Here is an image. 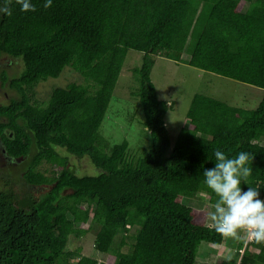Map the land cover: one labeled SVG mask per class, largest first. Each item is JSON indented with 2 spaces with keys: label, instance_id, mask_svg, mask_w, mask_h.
<instances>
[{
  "label": "trees",
  "instance_id": "trees-1",
  "mask_svg": "<svg viewBox=\"0 0 264 264\" xmlns=\"http://www.w3.org/2000/svg\"><path fill=\"white\" fill-rule=\"evenodd\" d=\"M31 3L21 12L7 0L11 14H0V61L23 63L17 76L0 74L17 93L0 104V148L13 162L0 171V264H198L202 242L223 241L206 227L208 209L185 203L216 199L203 185L214 149L249 153V185L241 187H258L264 199V94L254 109L194 94L188 125L171 142L170 106L150 73L160 55L264 89V0ZM132 49L142 61L131 68L139 82L131 94L150 137L138 156L126 140L110 146L99 129ZM66 67L82 81L35 99L34 88ZM69 156L89 158L94 172L75 173ZM40 186L48 190L35 196L30 188ZM93 227L94 247L110 262L67 248ZM236 253L212 264H264V243Z\"/></svg>",
  "mask_w": 264,
  "mask_h": 264
},
{
  "label": "rangeland",
  "instance_id": "rangeland-1",
  "mask_svg": "<svg viewBox=\"0 0 264 264\" xmlns=\"http://www.w3.org/2000/svg\"><path fill=\"white\" fill-rule=\"evenodd\" d=\"M185 54L187 55V53H183L184 58L186 57ZM154 60L150 77L156 88L158 98L166 101L170 106L165 115V125L171 142L175 140L180 128L188 125L186 113L194 94L199 93L217 97L231 105L246 109L256 108L264 94V89L260 87L204 71L185 62H176L160 55H156ZM141 61L142 52L133 49L128 51L105 117L99 128L100 133L108 140L110 146L126 140L128 142V152L133 156L140 155L150 142L149 132L142 123L144 114L139 99L136 95L131 94L139 86L138 79L132 74L131 68L133 65L139 66ZM22 67L23 63L21 61L4 57L0 61V74L4 71L7 77L11 78L17 76ZM74 81L81 82L82 80L75 71L66 67L58 78L41 81L34 88L35 99L42 102L48 98L54 87H64ZM11 97H17L16 91L11 89L8 83L2 84L0 81V104L8 103ZM57 150L61 154L65 153L64 149L57 148ZM12 165L11 160L0 154L1 172H5ZM68 165L79 175L92 174L95 169L87 157L69 156ZM51 168L46 163H42L40 166L41 170L47 169L46 171H50ZM30 190L35 196H38L46 192L48 187H31ZM197 196V200L185 201V203L190 202L195 207L197 205L200 208L204 207L210 212L211 205L207 199L203 195ZM96 231L97 228L93 227L79 239L70 237L67 248L71 250L79 248L81 254L94 256L99 261H104L106 258V261L110 262L105 255L103 256L102 253L96 251L94 247ZM243 243L242 233H240L239 239L223 237V241L218 247L213 245V247H209V243L202 242L197 253L198 264H212L220 256H234L236 252H239L238 248ZM77 259L73 258L71 261Z\"/></svg>",
  "mask_w": 264,
  "mask_h": 264
},
{
  "label": "clouds",
  "instance_id": "clouds-1",
  "mask_svg": "<svg viewBox=\"0 0 264 264\" xmlns=\"http://www.w3.org/2000/svg\"><path fill=\"white\" fill-rule=\"evenodd\" d=\"M15 3L21 12L33 10L31 0H15ZM51 3L52 0H44L43 6ZM0 14H11L7 0H0ZM212 156L213 166L203 169V185L216 197L210 206L206 227L224 238L239 239L240 233H245L248 240L264 243V199L258 187H241L242 182L248 184L249 153L239 151L230 156L214 149Z\"/></svg>",
  "mask_w": 264,
  "mask_h": 264
},
{
  "label": "built area",
  "instance_id": "built-area-1",
  "mask_svg": "<svg viewBox=\"0 0 264 264\" xmlns=\"http://www.w3.org/2000/svg\"><path fill=\"white\" fill-rule=\"evenodd\" d=\"M243 238H244V243L242 245L241 248L238 249V251L240 252V254L243 252V250L245 249V247L248 245V244H251L253 241L252 240H248L247 239V236L245 233H243Z\"/></svg>",
  "mask_w": 264,
  "mask_h": 264
},
{
  "label": "crops",
  "instance_id": "crops-1",
  "mask_svg": "<svg viewBox=\"0 0 264 264\" xmlns=\"http://www.w3.org/2000/svg\"><path fill=\"white\" fill-rule=\"evenodd\" d=\"M191 200H193V201H195V200H197V199H191ZM188 201H190V200H188ZM188 203V202H187ZM189 205H192V206H194V204H192V203H188ZM198 206V205H197ZM199 207V206H198ZM204 243H206V244H208L207 242H204ZM215 246V247H218V245H220V244H212V243H209V247H213V246ZM221 253V252H220ZM206 256H208V255H206Z\"/></svg>",
  "mask_w": 264,
  "mask_h": 264
},
{
  "label": "flooded vegetation",
  "instance_id": "flooded-vegetation-1",
  "mask_svg": "<svg viewBox=\"0 0 264 264\" xmlns=\"http://www.w3.org/2000/svg\"><path fill=\"white\" fill-rule=\"evenodd\" d=\"M0 149H1L0 154L3 155L6 159L10 160V159H9L10 157H8V156L4 153L3 148L1 147Z\"/></svg>",
  "mask_w": 264,
  "mask_h": 264
}]
</instances>
